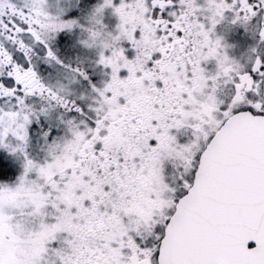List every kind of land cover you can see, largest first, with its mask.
Listing matches in <instances>:
<instances>
[{"label": "snow or ice", "instance_id": "snow-or-ice-1", "mask_svg": "<svg viewBox=\"0 0 264 264\" xmlns=\"http://www.w3.org/2000/svg\"><path fill=\"white\" fill-rule=\"evenodd\" d=\"M0 264H264V0H0Z\"/></svg>", "mask_w": 264, "mask_h": 264}]
</instances>
